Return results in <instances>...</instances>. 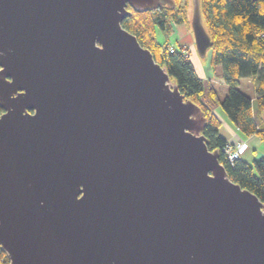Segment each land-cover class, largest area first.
Returning a JSON list of instances; mask_svg holds the SVG:
<instances>
[{
	"label": "water",
	"instance_id": "obj_1",
	"mask_svg": "<svg viewBox=\"0 0 264 264\" xmlns=\"http://www.w3.org/2000/svg\"><path fill=\"white\" fill-rule=\"evenodd\" d=\"M127 4L174 1L0 0L5 264H264V202L122 27ZM190 9L204 56L199 0Z\"/></svg>",
	"mask_w": 264,
	"mask_h": 264
},
{
	"label": "trees",
	"instance_id": "obj_2",
	"mask_svg": "<svg viewBox=\"0 0 264 264\" xmlns=\"http://www.w3.org/2000/svg\"><path fill=\"white\" fill-rule=\"evenodd\" d=\"M173 1V5L143 11L127 4L129 14L120 23L165 67L182 95L200 107L205 116L201 133L206 137V146L218 150L217 158L228 177L264 202V155L247 160L241 153L230 161L223 151L228 140L219 133L221 121L213 111V103L217 102L231 125L243 135H259L264 144V0H199L203 26L211 40L208 62L211 69L214 64L221 66L222 80L227 85L222 99L210 80L205 82L195 73L185 45L156 38V30L166 35L172 25L190 21L191 0ZM251 75L258 78L254 97L238 87L239 78ZM7 262L0 249V264Z\"/></svg>",
	"mask_w": 264,
	"mask_h": 264
},
{
	"label": "rangeland",
	"instance_id": "obj_3",
	"mask_svg": "<svg viewBox=\"0 0 264 264\" xmlns=\"http://www.w3.org/2000/svg\"><path fill=\"white\" fill-rule=\"evenodd\" d=\"M190 7V6H189ZM191 10V9H190ZM190 15V13H189ZM170 33L164 34L160 30H156V38L160 41L166 40L174 45L183 44L187 47V52H189V57L191 60V63H193V66H196V71L199 72L200 69L206 73V78L204 79L205 82H212L215 86V89L218 93V97L222 99V97L226 94L227 85L222 80V72H221V66L218 64H214L212 69L210 67L209 61V53L210 51L206 50V54L204 56L198 55V52H196L195 44L193 41V31H191L190 21L187 22H181L176 23L172 26ZM197 62V64L195 63ZM258 78L255 75L251 76H242L239 78V89L243 92H246L248 95L252 96L254 94V84ZM213 111L216 115H218L220 121H221V127L219 129V133L222 136H226V138H230L229 130L227 125L224 124L226 121L228 125H231V123L228 121L224 110L222 109L221 105L217 102L213 103ZM264 118V113L262 115ZM223 118V120L221 119ZM233 126V125H232ZM239 132V131H238ZM242 137L249 135H243L239 132ZM254 135V138H249L248 142L251 144V146H254L253 150L252 148H248L246 152L242 154V157H244L247 160H251L252 158H256L259 155H264V144L263 141L260 139L259 135Z\"/></svg>",
	"mask_w": 264,
	"mask_h": 264
},
{
	"label": "crops",
	"instance_id": "obj_4",
	"mask_svg": "<svg viewBox=\"0 0 264 264\" xmlns=\"http://www.w3.org/2000/svg\"><path fill=\"white\" fill-rule=\"evenodd\" d=\"M196 64H197V62H195ZM194 70H195V73H197L198 74V76L199 77H201V78H203V79H205L206 78V73H204V71L203 70H201L200 69V71L199 72H197L196 70V66L194 65ZM254 94H255V92H254ZM254 94L251 96V97H254ZM261 116L263 115V113H264V108L262 109V111H261ZM263 118V117H262ZM222 120H223V118H221ZM264 119V118H263ZM224 124L225 125H227V127H228V130H229V134H230V138H227V140L228 141H230V142H232V143H235V141H246L247 142V148H246V150L248 149V148H252V150H253V148H254V146H251V144L248 142V139L249 138H254V135L253 134H249V137L248 136H243L242 137V135H240L239 134V130L235 127V126H232V125H228V123L225 121L224 122ZM226 137V136H225ZM246 150L244 151V152H246ZM243 152V153H244ZM242 153V154H243ZM241 154V155H242Z\"/></svg>",
	"mask_w": 264,
	"mask_h": 264
},
{
	"label": "built area",
	"instance_id": "obj_5",
	"mask_svg": "<svg viewBox=\"0 0 264 264\" xmlns=\"http://www.w3.org/2000/svg\"><path fill=\"white\" fill-rule=\"evenodd\" d=\"M223 147V151L226 152L228 159L232 161L235 156L246 148V142H236L234 145L226 143Z\"/></svg>",
	"mask_w": 264,
	"mask_h": 264
},
{
	"label": "flooded vegetation",
	"instance_id": "obj_6",
	"mask_svg": "<svg viewBox=\"0 0 264 264\" xmlns=\"http://www.w3.org/2000/svg\"><path fill=\"white\" fill-rule=\"evenodd\" d=\"M1 111H2V109L0 108V112H1ZM31 111H32V109L29 110V112H31Z\"/></svg>",
	"mask_w": 264,
	"mask_h": 264
}]
</instances>
